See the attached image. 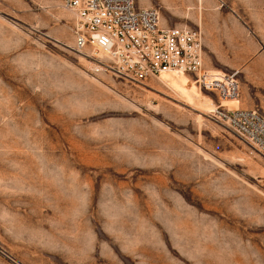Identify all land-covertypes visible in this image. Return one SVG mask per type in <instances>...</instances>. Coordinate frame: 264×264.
Instances as JSON below:
<instances>
[{
	"label": "rangeland",
	"instance_id": "1",
	"mask_svg": "<svg viewBox=\"0 0 264 264\" xmlns=\"http://www.w3.org/2000/svg\"><path fill=\"white\" fill-rule=\"evenodd\" d=\"M135 2L240 98L123 80L61 0H0V264H264V157L212 112L264 114V0Z\"/></svg>",
	"mask_w": 264,
	"mask_h": 264
},
{
	"label": "built area",
	"instance_id": "2",
	"mask_svg": "<svg viewBox=\"0 0 264 264\" xmlns=\"http://www.w3.org/2000/svg\"><path fill=\"white\" fill-rule=\"evenodd\" d=\"M75 18V46L104 53L103 68L117 77L142 83L163 72L196 78L200 89L215 92L220 101L240 98L236 74L205 69L204 38L187 26L165 27L153 7L135 0H61ZM218 106V117L264 157V114L256 109ZM223 109V110H220ZM264 186V180H262Z\"/></svg>",
	"mask_w": 264,
	"mask_h": 264
},
{
	"label": "bare ground",
	"instance_id": "3",
	"mask_svg": "<svg viewBox=\"0 0 264 264\" xmlns=\"http://www.w3.org/2000/svg\"><path fill=\"white\" fill-rule=\"evenodd\" d=\"M93 53L97 56L96 58H99V59H101V60H102V57H104V53H103V52H100V51H93ZM92 56H94V55H92ZM101 62H102V61H100V64H101ZM100 66H101V65H100ZM172 73H181V72H177V71H167V72H163V73L161 74V76H165V75L172 74ZM161 76H160V77H161ZM236 109H238V108H236ZM212 112H216V109L213 110Z\"/></svg>",
	"mask_w": 264,
	"mask_h": 264
}]
</instances>
